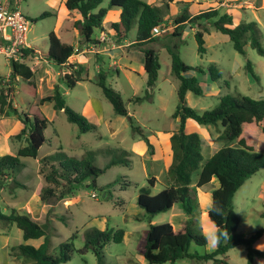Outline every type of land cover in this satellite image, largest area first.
Instances as JSON below:
<instances>
[{
  "label": "rangeland",
  "instance_id": "1",
  "mask_svg": "<svg viewBox=\"0 0 264 264\" xmlns=\"http://www.w3.org/2000/svg\"><path fill=\"white\" fill-rule=\"evenodd\" d=\"M18 1L19 11L30 21L27 40L37 51L26 60L34 72L32 81L36 85V97L32 95L33 91L27 82L22 79L11 80L8 88L12 91L7 95V105L13 106L20 113L25 112L39 99L52 95L53 89L57 87L66 105L95 128L80 133L78 126L69 123L63 112L54 111L52 103H44L40 109L50 122L44 133L47 142L40 148L36 160L21 159L23 166L20 172L15 173L14 178L27 188L12 191L6 188L0 191L1 210L8 213L11 208H17L28 213L37 223L48 225L52 249L69 239L77 230L78 238L73 241L74 251L71 259L62 264H97L91 252L86 254L78 252L83 246L82 233L90 227L99 230L120 228L125 231L121 243L111 242L104 247L106 264H146L138 245L143 232L150 225L170 223L177 229L181 222L191 219L193 230L206 238V235L214 230L208 218V211L211 194L218 186L216 179H213L210 187L205 190H195L197 206H194L192 218L186 215L178 204L152 218H148L137 206L140 188H147L151 195H155L169 184L165 176L170 160L167 135L177 130L178 126V120L172 119L171 115L178 104L179 82L171 72L168 49L174 43H178V53L185 64L205 70L208 65L214 63L220 70L222 77L219 82H211L208 77L198 75L196 71L190 72L200 79L204 92L200 97L187 93L186 104L200 112L212 109L218 103L219 97L227 93L264 99V57L249 46L244 47V55L236 52L228 37L213 29L212 21L215 18L202 23V27L207 30L204 34L206 52L199 55L194 38L198 22L187 23L181 38H175L170 34L173 30V19L185 9L188 10L190 17L199 13L201 11L199 4L204 3L206 8L217 9L220 14H229L232 26L243 22L257 23L264 47V0H173L168 3V9L164 8L167 0H156V5L163 6L164 22L154 30L157 40L149 47L157 53L160 69L155 86L150 91V99L143 101L136 100L138 97H144L146 91V76L142 70V63L137 59L140 55L134 54L135 58L123 60L122 57L129 50L128 46L123 47L124 42L121 43L108 32V40L103 42L96 38L99 41L97 45L77 42L75 47L79 53L68 61L65 69L50 64L44 58L48 51V35L54 32L65 43H71L78 36L75 32L64 34L61 31L67 24L68 14L64 0ZM108 2L109 0H103L101 7H106ZM44 12H50L52 16L35 21ZM69 17L79 19L76 12L70 13ZM135 34L136 25L129 32L127 41L133 40ZM94 35H99V31L95 30ZM87 45H90L92 50L84 51ZM112 48L119 53L117 57L111 55V51L114 50L109 49ZM100 50L102 51L98 52ZM78 59L81 63L77 61ZM69 65H82V68L88 71L84 77L85 81L78 82L73 89L68 88L63 79ZM246 65H250L257 79L250 76ZM132 68L134 70H131ZM8 69L9 64L0 56V74L5 75ZM98 72H104L106 85L120 94L128 117L135 126L142 129L153 147L152 150L147 147L142 137L133 132L127 116L114 113L111 104L96 84ZM4 78L10 80L9 76ZM223 81L227 83V87L223 85ZM3 118L8 117H0V120ZM9 118L16 120L13 114ZM262 127L264 122L260 124L259 129L253 130L250 144L255 150L264 152ZM187 132L200 136L204 158L214 154L223 145L218 140L217 129L211 126L198 125L191 121L187 125ZM18 133L19 131L8 132L5 137L0 136V157L5 154L15 155L17 150L26 144V135L15 138ZM57 151L75 158L85 157L98 167H105L112 161L119 163L111 165L97 177L96 188L82 185L71 191L64 199L52 198L44 203L40 201V193L45 186L40 175V160ZM150 178L155 180L153 187L147 183V179ZM196 178L194 174L192 183ZM57 191L60 192V189ZM100 192L106 195L102 196ZM232 206L240 219L239 233L250 235L258 230H264V168L246 180L237 190L232 199ZM41 242L42 239L24 242L20 230L15 226L0 228V264H24L25 260L17 256L13 248L20 244L37 247ZM252 247L262 252V256H254L253 264H264V233ZM214 249L215 247L210 246L208 242L205 246L192 243L189 251L203 255L213 252ZM220 259H225L226 264H246L247 251L244 247L238 246L229 250ZM174 264L213 262L184 259Z\"/></svg>",
  "mask_w": 264,
  "mask_h": 264
},
{
  "label": "trees",
  "instance_id": "2",
  "mask_svg": "<svg viewBox=\"0 0 264 264\" xmlns=\"http://www.w3.org/2000/svg\"><path fill=\"white\" fill-rule=\"evenodd\" d=\"M173 0H167L164 8L168 9ZM103 0H64V7L69 12H76L80 19L74 22L78 29L80 43L97 45L99 41L94 37V31L99 34L107 31L119 41L126 40L133 26L136 25L135 38L131 40L129 50H137L143 55V70L146 76V91L142 98L137 101L150 99L151 89L155 86L157 73L160 69L158 55L149 46L156 42L154 30L164 22L163 6H154L141 0H109L106 7H101ZM112 9H119V17L116 22L104 23L107 13ZM52 16L50 12H44L36 20H42ZM212 21L215 31L228 37L236 52L241 55L245 53V46L255 50L258 55L264 57L261 33L255 22H243L232 26V18L229 14L220 12L214 8H206L199 13L189 16L188 10L173 19L172 37L181 38L186 24L198 22V28L194 33L197 44V53L203 55L206 52L203 28L204 21ZM178 43H174L168 49L170 55V67L173 76L178 80L177 89L178 104L171 115L172 119L178 120L177 130L171 132L169 137L171 150V163L167 170L169 184L155 195H151L147 188H140L137 197V206L142 209L148 218L170 210L175 204L186 215L193 216L194 206H197L195 190H205L210 187L213 178L217 179L218 187L211 194V202L215 201L224 210L226 215H210L208 218L221 230L226 227L230 233L229 241H222L214 251L199 255L189 251L191 244L205 246L206 238L193 230V221L186 220L174 229L170 223L150 225L143 232L138 250L143 256L146 264H174L179 260L191 259L201 262L212 261L213 264H226L224 257L226 253L238 246L247 251L246 264H253L254 256H262V252L253 249V244L262 237L264 230H258L254 234H243L238 232L240 219L233 209L232 199L237 190L260 169L264 168V152L257 151L250 144V137L255 128L264 122V99H252L241 94L227 93L219 97L218 103L209 110L198 111L186 104L187 93L202 96L204 89L200 79L192 75L196 71L198 75L206 76L211 82H219L222 74L218 67L212 63L205 70L193 68L185 64L178 53ZM35 49L23 52V60L11 64L10 80L0 76V117L16 116L23 128L15 135L20 138L26 135V144L20 147L15 155L5 154L0 157V191L9 188L26 189L27 187L16 181L15 173L22 168L21 159L29 158L36 160L40 148L47 142L44 135L50 125L49 120L43 114L40 107L48 102L56 112H63L66 120L78 126L80 133H86L95 126L89 124L85 118L70 109L59 93L58 88L53 89L50 96L41 98L38 102L29 106L25 112H18L11 105H7V95L12 91L8 88L11 80L22 79L28 83L36 97V85L34 83V72L27 65L26 60L36 53ZM74 47L62 42L58 36L51 32L48 35V51L44 58L50 64L66 66L73 55ZM68 72L63 75L68 88L73 89L80 81H85L88 74L86 68L77 65H69ZM246 70L251 77L257 79L250 65ZM84 72V73H82ZM96 84L107 101L111 104L116 115L128 117V111L124 106L120 94L106 85L104 72H98ZM227 87V83L223 81ZM191 120L198 125L211 126L218 131V140L222 146L211 156L204 158L201 152V138L196 133L185 131L187 121ZM128 121L133 132L142 137L150 150L152 146L142 129L135 126L130 117ZM264 134V127L261 128ZM119 161H112L105 167H98L85 157L75 158L57 151L40 160L42 176L45 186L40 193V201L47 203L52 198L64 199L71 191L82 185H91L96 188V179L102 175L107 168ZM196 180L192 183V176ZM154 178L147 179L150 187L154 186ZM60 189V192L57 190ZM59 193V194H58ZM106 195V193H101ZM15 226L21 232L24 242L42 239L39 246L20 244L13 248L16 255L25 260L24 264H62L70 261L74 251L73 241L78 238V231L72 233L69 239L59 243L56 248H51L49 227L32 220L28 213L21 212L17 208H11L4 213L0 208V228L4 226ZM125 231L123 229L99 230L95 227L86 228L82 233L83 246L78 250L80 254L91 252L97 264H106L103 249L109 243H121Z\"/></svg>",
  "mask_w": 264,
  "mask_h": 264
},
{
  "label": "built area",
  "instance_id": "3",
  "mask_svg": "<svg viewBox=\"0 0 264 264\" xmlns=\"http://www.w3.org/2000/svg\"><path fill=\"white\" fill-rule=\"evenodd\" d=\"M18 2H0V56L9 65L21 62L23 52L33 49L27 40L30 21L19 11ZM78 53L75 47L72 56Z\"/></svg>",
  "mask_w": 264,
  "mask_h": 264
},
{
  "label": "crops",
  "instance_id": "4",
  "mask_svg": "<svg viewBox=\"0 0 264 264\" xmlns=\"http://www.w3.org/2000/svg\"><path fill=\"white\" fill-rule=\"evenodd\" d=\"M146 3H149V4H152V5H154V6H158V5H156V0H155V2L154 1H151V2H146ZM200 6H201V10H203V9H206V7H205V5H204V3H202V4H199ZM70 13H73V12H69L68 11V14L66 15V17H67V24L64 26V27H62V32H64V34H71L72 32H75L76 34L78 33V36H76L75 38V40L74 41H72L71 43H67V44H70V45H72L73 47H75V45L77 44V42H79V41H81V37H80V34H79V31H78V29H76L75 27H74V22L75 21H77V19L78 18H75V19H72V18H70L69 17V15H70ZM119 13H120V10L119 9H112V10H110L108 13H107V15H106V17H105V19H104V23H109V22H116L117 20H118V17H119ZM79 15V14H78ZM79 19H80V15H79ZM78 19V20H79ZM156 36V35H155ZM94 37L95 38H97V39H101L103 42L107 39L108 40V31L106 32V33H104V34H99V35H97V36H95L94 35ZM59 38V37H58ZM60 39V38H59ZM121 43L122 42H124V44H123V47H126V46H129L130 45V41H127V39L126 40H123V41H120ZM65 43V42H64ZM87 47H90V45H87L86 46V48H85V50L84 51H87L86 49H87ZM110 50H114V48H112V49H109V51ZM88 51H89V48H88ZM102 50H100V51H98V52H101ZM119 53H117V50H114V51H111V55H115L116 57H117V55H118ZM134 54H137V55H140V56H138V60L142 63V70H143V55L140 53V52H137V51H135V50H128L126 53H125V56H123L122 58H123V60L125 59H129V58H135V57H133L134 56ZM113 57V56H112ZM71 58H73V56L72 57H70V59ZM69 59V60H70ZM68 60V61H69ZM78 62H80L81 63V61L78 59L77 60ZM126 64V63H125ZM127 64H130V63H127ZM82 66V65H81ZM60 67H63V69H65V66H60ZM11 65H9V69H8V72L5 74V75H1L0 74V76H9L10 74H11ZM131 70H134V68H132ZM64 71V70H63ZM67 72H68V70H67ZM143 72H144V70H143ZM65 73V72H64ZM63 73V74H64ZM9 121V122H8ZM2 122V123H1ZM189 122H191V120H188L187 121V124H186V128H185V131L187 132V125H188V123ZM193 122V121H192ZM195 123V122H194ZM23 128V126H22V124L17 120V118H16V120H12L11 118H3V119H1L0 120V136H2V137H5V135L8 133V132H17V131H19L20 132V130ZM188 133V132H187ZM170 134L171 133H169L168 135H167V140H168V144H169V153H170V160H169V163H168V165H167V168H166V178H167V180H168V176H167V170H168V167H169V165H170V163H171V150H170V143H169V137H170ZM213 179H216V178H213ZM212 179V180H213ZM217 180V179H216ZM169 181V180H168ZM169 183V182H168ZM211 183H212V181H211ZM218 187V186H217ZM213 227H214V225H213ZM215 228V227H214Z\"/></svg>",
  "mask_w": 264,
  "mask_h": 264
},
{
  "label": "clouds",
  "instance_id": "5",
  "mask_svg": "<svg viewBox=\"0 0 264 264\" xmlns=\"http://www.w3.org/2000/svg\"><path fill=\"white\" fill-rule=\"evenodd\" d=\"M209 214L226 215L225 210L215 201H212L209 204ZM229 239H230V233L228 232L226 227H224V229L221 230L219 226H215L214 230L206 235V240L208 244L212 247H217L222 241H229Z\"/></svg>",
  "mask_w": 264,
  "mask_h": 264
},
{
  "label": "water",
  "instance_id": "6",
  "mask_svg": "<svg viewBox=\"0 0 264 264\" xmlns=\"http://www.w3.org/2000/svg\"><path fill=\"white\" fill-rule=\"evenodd\" d=\"M102 196H104V194H102Z\"/></svg>",
  "mask_w": 264,
  "mask_h": 264
}]
</instances>
